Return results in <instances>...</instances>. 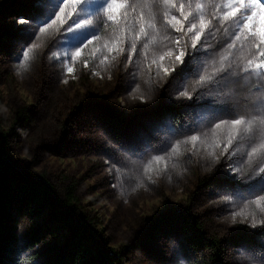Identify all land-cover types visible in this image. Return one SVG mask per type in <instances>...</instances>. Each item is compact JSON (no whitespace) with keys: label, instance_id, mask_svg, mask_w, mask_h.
<instances>
[{"label":"rangeland","instance_id":"1","mask_svg":"<svg viewBox=\"0 0 264 264\" xmlns=\"http://www.w3.org/2000/svg\"><path fill=\"white\" fill-rule=\"evenodd\" d=\"M175 3L184 4L186 14L204 5V19L210 21L209 27L213 29L207 35L205 48L211 46L217 51L194 61L191 74L172 82L169 88L170 76L163 69L171 71L170 59L166 57L159 64V71L153 60L172 48L174 40L191 43V33L181 36L168 26L167 21L177 15L178 9L164 5L163 0H130L136 6L134 12L128 11L133 20L131 28L143 24L147 38L140 32L126 37L124 32L129 30L124 25L112 29L103 27L104 31L99 33L101 39L83 49L75 60L64 55L74 51L67 44L60 50L45 48L42 32H37L25 45L19 39L24 32L16 30L15 22L30 14L28 0H0V135L7 136L9 160L20 171L48 180L61 198L65 199L69 189L75 194L79 214L90 220L107 250L122 255L123 264H214L217 252L207 247L192 249L179 225L166 222L152 236L145 233L154 220L177 209L197 216L206 225L205 236L209 239H221L218 258L222 264H234L236 245L243 240L233 241L247 234L245 225L253 219L258 224L264 222L261 215L264 204L251 205L247 200L215 194L213 184L208 181L214 171L207 163L209 151L213 150L211 139L206 140L202 135V142L194 147L191 142H182L185 136L168 134L166 127L156 133L159 137L156 146L165 148L170 142L172 147L150 152L135 167L113 171L107 154L110 145L92 131L103 126L113 136H126L172 108L186 117L179 122L166 117L169 126L183 129L198 126L197 134H209V125L214 127L211 113L185 111L167 104H160L156 109L149 106L161 100L165 89L168 98L176 103H191L180 93L186 91L195 100L199 87L197 74L210 75L220 67L221 58H228V67L236 73L235 79L248 76L244 69L249 61L251 66L264 61L260 55L264 52V43L259 37V16L264 9L258 6H252L249 12L241 9L246 16H251L253 11L257 13L252 18L250 32L247 24H241L243 16L238 15L235 22L231 17L225 18L229 0H175ZM245 7H248L247 0ZM141 12L142 19L137 15ZM217 18H220L219 24ZM20 27L27 31V25ZM234 34L240 39L236 40ZM134 38L140 53L130 62L128 57L133 51L128 44ZM110 41L117 42L119 54L109 53L102 47ZM226 42L233 46L229 47ZM26 48L31 49L27 57L18 60ZM255 79L253 74L242 84ZM249 150L245 138L238 151ZM156 155L164 159L156 161ZM17 219L23 243L32 230L46 225L49 215L48 212L25 214ZM26 222H31L30 231L25 230ZM41 236L40 242L25 253L32 256L25 264L41 263L51 246L62 244L69 233L49 224ZM142 248L152 252L151 259L144 257ZM255 264L261 262L257 260Z\"/></svg>","mask_w":264,"mask_h":264},{"label":"snow or ice","instance_id":"2","mask_svg":"<svg viewBox=\"0 0 264 264\" xmlns=\"http://www.w3.org/2000/svg\"><path fill=\"white\" fill-rule=\"evenodd\" d=\"M28 4L30 14L18 18L15 22L16 30L24 32V35L19 37L20 41L27 45L37 32H44L53 25H57L58 29L62 30L61 34L69 49L74 50L64 53L69 60H75L81 55L83 49L101 39L98 28L93 24L94 17L103 16L105 22L118 24V16L115 13L119 12V18L127 23L128 11L134 12L136 7L129 4L127 0H28ZM163 4L171 6L173 10L178 9L177 15H172L167 21L168 26L181 36L191 33L189 37L191 43L185 40L181 44L179 39L174 40L172 48H169L158 60H153V63L158 65L159 71V64L166 57L170 59L173 65L171 71L168 68L163 69L164 74L170 76L168 84L170 88L172 82L191 74L194 61L201 56H211L217 49L211 46L208 49L205 48L207 35H210L213 29L209 27L210 21L206 22L204 19L203 4L197 6L198 11H189L187 14L185 5H177L175 0H163ZM247 4L248 7H245L246 0H229V11L225 13V18L231 17L235 22L238 15L243 16L241 24H247L251 32L252 18L257 13L253 11L251 16H246L241 9L244 12L251 11L252 6L264 9V0H247ZM69 8L72 9L71 12L68 11ZM121 9L123 11H120ZM137 15L142 19V12ZM259 20L260 42L264 43V12L260 14ZM219 23L220 18H217V24ZM22 25L28 26L26 32L20 27ZM139 32L145 33L143 24L139 26ZM252 34L256 35V33ZM145 36L147 38L146 33ZM234 36L236 40L240 39L238 35L234 34ZM226 43H229V47L233 46L230 42ZM102 47L109 53L119 54L120 52L116 41L105 42ZM128 47L133 52L136 51L134 41L130 42ZM189 48L191 51L188 50ZM30 50V48L23 50L17 59L26 58ZM260 55L264 57V52ZM228 63V58H221L220 67L213 73L208 76L197 74L199 87L196 89V99L193 100L186 91L180 93L181 97L191 103H176L168 98L167 89H165V95L161 97V100L149 106L151 109H156L160 104H167L183 108L185 111L211 113L214 116L212 122L214 127L209 125V134H197L198 126L193 128L189 125L187 129L171 127L166 123L165 116L157 117L147 122L144 128L121 137L107 133V129L103 126L93 129L95 135L102 136L104 142L110 145L107 150L109 159L112 161L109 165L110 169L119 171L120 168L135 167L137 162L149 156L150 152H160L172 147L170 142L165 144V148L156 146L159 142L156 133L166 127L168 134L185 136L186 139L182 142L185 144L191 142L194 147L197 142H202L203 135L206 140L212 141L213 150L209 151L207 163L210 168L214 167V171L208 177V181L213 184L215 194L247 200L251 205L264 204V61L254 66H251L252 61H249V66L244 69L248 76L238 79L234 78L236 73L230 71ZM177 68H179L178 72ZM68 71L71 72L72 69L69 68ZM253 74L256 76L255 80L247 85L242 84L243 80L250 78ZM202 99L205 102L201 103ZM217 136L219 139H215ZM245 138L250 150L240 153L238 149ZM154 159L161 161L164 157L156 155ZM261 215L264 216V211ZM233 223H235V215ZM31 228V222H26L25 230L30 231ZM245 229H247L248 238L236 245L234 264H255L257 260L264 264V222L258 224L253 219L250 224L245 225ZM245 229H234V231ZM141 251L146 259H151L152 252L148 248H142ZM13 264L17 262L14 261Z\"/></svg>","mask_w":264,"mask_h":264},{"label":"trees","instance_id":"3","mask_svg":"<svg viewBox=\"0 0 264 264\" xmlns=\"http://www.w3.org/2000/svg\"><path fill=\"white\" fill-rule=\"evenodd\" d=\"M127 2L130 4V0ZM70 10L71 8L68 9L69 12ZM115 14L118 16V24L105 22L103 16L93 18V24L98 28L99 33L103 27L112 29L120 25H124L129 30L124 32L126 37L139 33V25L131 28L133 20L128 13L127 23L119 18V12ZM61 31L57 25L46 29L42 32L45 36L42 45L45 48L49 47L50 51L60 50L61 46L67 44ZM139 53L140 49L136 47V51L128 57L129 61L133 62ZM156 70L155 67L153 72L155 73ZM162 116L174 122L182 121L186 117L178 109L172 108L165 110ZM76 199L70 189L67 190L65 199L61 198L58 190L48 180L20 171L14 162L9 160L7 136L0 135V264H13L14 261L17 264H25L30 260L32 256H26L25 253L40 242L41 233L44 229L47 230L49 224L67 230L69 236L62 244L51 246L46 258L39 264H123L122 255L115 250H107L90 220L79 214L76 209ZM44 212H48L49 215L46 225L43 224L32 230L29 239L21 243L17 216H23L22 213L33 216ZM166 222L179 225L183 238L192 249L203 247L214 249L217 252L214 264H222L221 259L218 258L221 239H209L205 236L206 225L186 210L177 209L154 220L145 233L152 236L159 232L161 225ZM238 238L245 240L248 237L247 234H242L233 242H238Z\"/></svg>","mask_w":264,"mask_h":264}]
</instances>
